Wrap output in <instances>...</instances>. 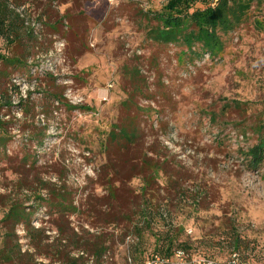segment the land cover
I'll return each instance as SVG.
<instances>
[{"label":"rangeland","instance_id":"374dc122","mask_svg":"<svg viewBox=\"0 0 264 264\" xmlns=\"http://www.w3.org/2000/svg\"><path fill=\"white\" fill-rule=\"evenodd\" d=\"M166 1L9 0L34 38H0L1 54L28 55L26 68L0 60V264H95L94 245L102 264H146L178 227L188 256L170 264H223L234 251L264 264V162L247 154L264 133V0L214 58L149 37ZM152 163L163 169L146 197L166 214L148 226L135 173ZM182 192H198L197 205ZM14 205L33 212L30 233L3 219Z\"/></svg>","mask_w":264,"mask_h":264},{"label":"trees","instance_id":"16d2710c","mask_svg":"<svg viewBox=\"0 0 264 264\" xmlns=\"http://www.w3.org/2000/svg\"><path fill=\"white\" fill-rule=\"evenodd\" d=\"M196 1L197 0H167L161 10L153 12V17L149 16L150 20H156V24L148 29L149 37L162 44H177L185 46L187 51L196 54L207 53L214 58L220 56L224 51V40L222 35L234 31L237 27L243 24L247 18L248 12L253 6V3L260 2L261 0H205L204 7L196 6ZM23 23H25L23 17L16 11V9L11 8L9 0H0V38L6 41L9 45H15L18 42H22L24 35L27 33L34 38V32L32 29L22 31ZM52 25L51 26L55 30L57 24L55 23ZM0 60L13 67H28V55L8 56L0 53ZM6 103L7 105H10V100L6 101ZM70 107L73 109L83 108L82 106L77 105H71ZM3 125L4 122L0 120V132L3 129ZM118 127L117 124L112 126L107 141L101 145L104 148V151L108 152L111 148V144L119 143L123 133ZM7 140L8 136L6 135V132L0 133V145L6 143ZM43 141L44 138L38 140L40 144H42ZM247 154L251 159V163L255 166L264 162V133H262L258 143L248 150ZM162 169V163L145 164L140 167L139 172L135 173L136 176L141 175V195L146 197L148 192L151 193V196L155 193V187H157L159 183L158 176ZM47 185L49 184L46 183L44 189L48 188ZM51 193L61 206L70 208V203H64L67 200L64 191L58 192L51 190ZM179 195L183 201L189 199L187 193L182 192ZM36 198L39 200V203L46 200V198L40 193H38ZM188 201H191L193 205H197L198 192H195L192 198ZM143 202V222L148 226L152 224L150 218H152L156 212L162 216L166 214L164 213L162 204L157 205L156 202L149 200L147 197L144 198ZM32 214L33 212H26L23 207L14 205L4 215L3 219L5 221H14L17 224L22 221L27 222V231L30 233V218ZM139 227H136L137 231L140 230ZM179 233V227L177 230H169L168 235L163 238V241L157 244L156 252L151 254L146 264H158L156 263L157 258L164 261L162 264H170V255L172 254V256H176V253L178 252H182L184 254L183 259H186L188 254L185 249L188 244L186 242H178L179 239L177 234ZM233 246L237 249L240 247V236L238 234H235L233 237ZM93 247V252L97 257L95 264H102L100 258L106 251V248L103 245H94ZM159 252H162L163 255L159 254ZM233 253H237L240 258L238 251H234ZM13 256L14 255L11 253L8 257V261H12ZM204 259L210 258H200V260ZM82 260L83 256L79 255L77 257H71L66 264H82Z\"/></svg>","mask_w":264,"mask_h":264},{"label":"built area","instance_id":"2783aa9c","mask_svg":"<svg viewBox=\"0 0 264 264\" xmlns=\"http://www.w3.org/2000/svg\"><path fill=\"white\" fill-rule=\"evenodd\" d=\"M183 256H184V254L182 252L176 253V258L179 260H182ZM156 263L162 264V263H164V261L157 258ZM199 264H217V262L215 260H212V259H204V260H200ZM223 264H249V263L242 262L239 258V255L237 253H233L231 255V258Z\"/></svg>","mask_w":264,"mask_h":264}]
</instances>
